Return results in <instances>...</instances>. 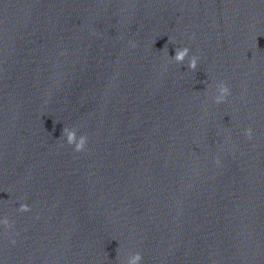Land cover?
<instances>
[{"label": "clouds", "instance_id": "obj_1", "mask_svg": "<svg viewBox=\"0 0 264 264\" xmlns=\"http://www.w3.org/2000/svg\"><path fill=\"white\" fill-rule=\"evenodd\" d=\"M130 46L132 48H135L136 47L135 42H130ZM163 51H166L167 56H169L168 51L166 50V45L164 46ZM189 53H190V49L188 47H182V48L176 47L175 55L169 56V57L172 62H175L176 64H179V65H183L185 60L188 59V63H187L188 69L190 71L195 72L198 68L199 57L196 55H192L191 57H189ZM215 88H216V95L212 97L214 103L216 104L224 103L227 97L231 95L230 88L228 87L226 83L222 81L217 83ZM244 135L249 140L252 139L253 137L252 129L250 127L245 129ZM61 137L66 139L67 145L72 146L75 152L79 153V152H83L86 150L88 138L86 135L77 136L76 128L64 127L62 130ZM215 163L217 165L220 164L219 158L215 159ZM17 210L21 213H24V212L31 211V208L27 204H20ZM0 225H2L5 229H10L13 227V223L10 222L7 217L0 219ZM12 243L14 244L15 241L13 240ZM142 259H143L142 255L139 252L129 253L124 264H141Z\"/></svg>", "mask_w": 264, "mask_h": 264}]
</instances>
